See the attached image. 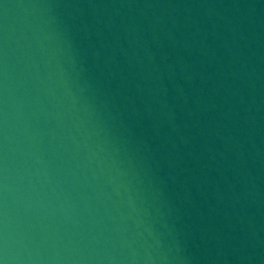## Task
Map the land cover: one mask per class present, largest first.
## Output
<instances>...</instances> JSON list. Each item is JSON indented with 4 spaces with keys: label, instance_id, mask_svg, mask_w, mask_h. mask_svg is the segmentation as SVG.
<instances>
[{
    "label": "water",
    "instance_id": "95a60500",
    "mask_svg": "<svg viewBox=\"0 0 264 264\" xmlns=\"http://www.w3.org/2000/svg\"><path fill=\"white\" fill-rule=\"evenodd\" d=\"M9 264H264V0H0Z\"/></svg>",
    "mask_w": 264,
    "mask_h": 264
},
{
    "label": "clouds",
    "instance_id": "9594fccd",
    "mask_svg": "<svg viewBox=\"0 0 264 264\" xmlns=\"http://www.w3.org/2000/svg\"><path fill=\"white\" fill-rule=\"evenodd\" d=\"M2 256H3V250L0 249V257ZM0 264H9V262L6 258H0Z\"/></svg>",
    "mask_w": 264,
    "mask_h": 264
}]
</instances>
